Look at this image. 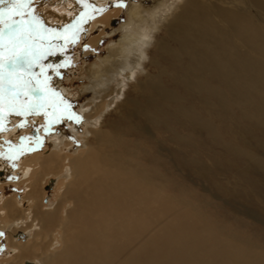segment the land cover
Wrapping results in <instances>:
<instances>
[{
  "label": "bare ground",
  "instance_id": "6f19581e",
  "mask_svg": "<svg viewBox=\"0 0 264 264\" xmlns=\"http://www.w3.org/2000/svg\"><path fill=\"white\" fill-rule=\"evenodd\" d=\"M144 1L129 4L128 24L108 58L91 73L92 99L81 110L87 118L98 115L108 96L116 100L129 84L135 97L124 93L119 101L123 111L117 116L125 124L115 118L100 127L92 124L93 139L68 156V162L57 153L58 145L43 156L25 159L23 180L31 179L24 200L30 204L34 200V209L28 212L29 207L20 206L11 195L0 205V231L9 229L19 237L11 239L13 262L1 264H17L23 257L28 258L24 264H264V242L254 233H240L236 226L240 218L228 212L220 218L209 216V200L196 202L193 192L175 182L173 170L164 169L169 161L177 168L181 163L193 167L200 179L210 178L213 191L233 200L234 188L221 176L235 170L264 201V0H170L176 3L173 11L169 6L171 12L159 23L166 26V38L145 31L152 9L144 7ZM154 1L152 6L168 3ZM31 7L40 9L41 20L59 17L61 27L64 13L71 20L83 4L62 0L55 10L50 0H32ZM111 18L110 14L98 22L110 23ZM23 116L11 113L2 122L0 152ZM215 119L223 122L226 135ZM152 126L166 137L154 135ZM182 148L188 149L187 156L177 155ZM200 148L212 165L198 156ZM60 169L68 172L67 182L47 175ZM62 180V197L73 201L65 220L61 199L53 207L40 202L42 192L47 190L44 196L50 198ZM28 216L33 220L28 222ZM58 225L63 229L58 230L61 245L49 251L50 242L43 239L52 240Z\"/></svg>",
  "mask_w": 264,
  "mask_h": 264
},
{
  "label": "rangeland",
  "instance_id": "374dc122",
  "mask_svg": "<svg viewBox=\"0 0 264 264\" xmlns=\"http://www.w3.org/2000/svg\"><path fill=\"white\" fill-rule=\"evenodd\" d=\"M50 1L53 2L55 10L56 8L57 9L59 8L60 3L62 2V0H58V1L50 0ZM63 1H65V3H68L70 0H63ZM102 1L103 0H97L98 4H96V2L95 3L91 2L89 4V5L92 4L91 6H94L96 4L97 9H104V11L102 12H92L91 9H85L83 7L78 10V13L75 16H73L71 20L70 19L67 20V18H65L67 14L64 13L66 16L64 17L65 19L63 18L64 20L63 22L65 23L63 24L60 23L61 27L58 26L57 25L58 23L56 22L59 17L55 18L54 14H53L54 17H50L51 20L48 17L42 20L43 23L48 24L47 28L55 29L57 32L59 31L60 33H63L64 29L68 25L74 23L77 17H79L82 12H87L89 15H92L94 17L93 19L88 20L86 23L81 24L80 27L82 30L79 32L77 42L75 44L68 43L67 45H65L63 39H59V40L53 39L52 42L64 47V51L63 52L58 51L55 55L47 56L42 61L44 65L50 64L53 66L65 64L66 61L68 62L66 67L59 69L60 75H57L53 69L51 68L48 69L46 73L47 76L50 77V80L48 82V88L58 93L59 96L63 98V101L67 105H71L69 111L71 113H74L76 116L80 117V121L79 123H77L75 120H69L66 118L65 115L59 120V122L51 123L49 125V118L46 117L43 114V112H40L39 114H29L20 117V119L17 122H15L16 125L12 128L13 131L11 132V136L7 138L8 143L11 145L6 143L5 146L6 150L4 149L2 152H0V154H3L0 155V205L3 204L5 200L11 195V197H14L17 200V202L20 203V206H24L27 208L29 207L30 209L28 208L29 210L28 212L32 213L33 212L32 209H34L33 208L34 200H32V204H30L28 200L26 199L24 200V195H26V192L28 191L30 179H31V178L29 179L26 178V180H23L24 179L23 174L25 173L24 169L26 168L24 166L25 159L30 156H36L37 154L43 156L48 152V150L50 151L54 150V148L58 145L57 148L59 151L57 153L58 154L61 153L62 155L66 156V162H68L67 160L69 159V157L74 156L73 154H76L79 149H81L82 147L84 148L86 146V144L88 143V139L89 140L93 139L91 132H89L90 127L93 126L100 127V125L103 124V121L108 122L111 118L112 119L115 118L117 120L119 119V117L117 116L118 114H120V110H122L119 101H122V99L124 98V93L127 94L129 92L130 94L129 97L132 98L135 97V91L133 90L132 85L128 84L127 88L125 89L124 87L122 88L123 93L122 94L120 93L116 100L112 101L111 98L113 95L108 96L109 99L107 98L105 100L106 102L104 103L105 105L104 109H102V111L98 115L89 114L90 118L85 117L83 114L81 115L82 108H84L87 105V103L92 99V95L90 92L92 90V87H94L95 85L92 82V79H94V74L92 77L91 73H93V71L94 72L98 71L97 66H101L103 64V61L106 58H108L107 56L110 47L114 44L117 45L119 43V39L122 34L121 32L122 27L125 24L127 25L129 20L128 6L130 3L132 4L136 3V0H125V3L127 5L126 7H117L116 5L119 2V0H105V2ZM144 3H145L143 5L144 7H148L152 9V11L147 12L148 14L147 17H149V22L144 25L145 31H152V33L156 32L155 34H157L158 38L161 37L166 38L167 35V30L165 28L166 26H164V24L160 26L161 24L160 21L163 18V14L167 12L170 13L172 9L171 6L176 3L171 4L170 0H168L169 4L166 3L167 4L166 5L163 2L164 4L162 6L159 4L161 7L159 5H155L156 7L152 6L153 4L151 3L154 4L156 3L154 0H145ZM158 6L161 9L160 8L158 9ZM169 6L171 9H169ZM163 8H166L167 10L165 9L166 11H164ZM155 9H157V11ZM162 9L164 12L162 11ZM34 11L35 14L37 15L40 9L36 7L34 8ZM110 14L112 17L111 18L112 21L110 20V23L98 22L99 19H102L107 16L109 17ZM50 15H52V13ZM18 18L19 17H16V19ZM155 23L157 24V26L155 25ZM0 27H2V25H0ZM65 35L71 37L70 32L65 33ZM94 38L98 40L96 44L92 42ZM154 46H152L151 47L152 49H150L151 56L156 55L155 52L156 50L154 49ZM146 64L147 67L150 68L149 70L154 73L155 71L151 63L147 61ZM37 68H33L32 71L34 70L35 72L38 71ZM38 72H40V69ZM42 79L43 77L41 78V80ZM41 87L43 88V85H41ZM22 99L34 100L35 97L34 96L27 98L22 97ZM42 100H44L45 103L50 105L53 103L56 104L60 103L59 100H57L54 97H51L50 93L47 92V89H45V96L42 97ZM108 100H111V102L110 101L108 102ZM60 106L61 108H63V105ZM196 107L200 109V113L205 115V112H203V110L200 107L198 106ZM47 111L51 113L53 111V108L50 106L47 108ZM101 113H104L105 115L103 114V116H101L102 115ZM92 117L95 118L93 119ZM215 120L219 130L224 135H226L224 132L223 122L222 121L220 122L217 119ZM119 121L122 124H125V122L122 121L121 119H119ZM21 124H23V127H20ZM92 124L94 125L92 126ZM4 126L5 123L3 124V128ZM45 128H47V131L45 130ZM176 128L180 131H183L181 130L180 125H176ZM34 129L37 132L36 136L33 135ZM152 131L154 135L162 139L166 137V133L161 130H157L155 126H152ZM122 132H125V130L122 129ZM88 136L89 138H87ZM17 139L18 141H16ZM67 141L68 142L70 141L69 145L66 144L68 143ZM63 143L65 144V147H63L64 149L59 148V145L60 147L64 145ZM21 146H22V154H19L18 158L14 160L6 158V156L8 155L17 154V150H20ZM204 150L202 149L201 151L200 148V152H199L200 154H198V156L203 158L208 165H212L211 160L208 157V153ZM155 151H157L156 146H155ZM188 152H189L188 149L182 148L177 151V155L184 153L187 156ZM191 153L192 155H196L193 152ZM216 157H218L220 161H222V158L219 155ZM35 167L38 166L35 165ZM61 169L56 172L47 173V175L49 177L50 176H59V178L62 177L67 182V179L69 178L68 177L69 175L67 174L68 172L66 170H64L65 171L64 172ZM164 169L165 171L173 170L171 171V173L174 172L175 182L178 180L181 185H183L186 189L193 192V196L195 197L196 202H201L203 199L209 200V203L206 206V209L210 212L209 216L217 215V217L220 218L223 215V213L228 212L229 216L234 215V218L238 217L241 219V221H238L236 225L241 230L239 231L240 233H243V231L247 232V234L254 233L256 234V237L259 239L260 242H264V201H262L263 200L262 198L257 197L258 195L252 192L251 190L252 187L248 185L246 181L240 177L238 171L234 170L228 175L221 176L222 180L225 182L224 183L225 185H229L230 187L234 188V193L236 195L233 200L231 198L225 197L213 191L212 190L213 182L209 181L210 178L200 179L198 173L194 171L193 167H185L184 163H181V167L177 168L174 165V163L169 161V163L165 165ZM180 171L184 172V174H182ZM48 176H45V178L42 181V186L44 185V187H46V185L49 183V180H47ZM255 177H257V179L259 180L260 177H262L261 173L256 174ZM63 182H64L63 180L62 182L60 181L61 184L59 185L58 191H57V187L53 189L50 198L48 196L47 197L44 196L46 195L45 193L47 192V190L45 189L46 192L45 191L42 192L43 195L41 196L40 202L46 205L47 207H53L55 204L57 206V203L60 204V202L62 201L64 203L62 206H64L63 209L65 211L63 210L61 212L64 215L63 218L65 220V216L67 215V210L70 209L71 205L73 204V201L69 199H65L66 197L65 198L62 197L61 194L63 193L61 192L64 191V187H65V185L62 184ZM262 191H264V186ZM60 199L61 201H59ZM226 219L234 221L232 217ZM32 220L33 218L28 216V222ZM54 229L52 233V236L55 237V238L52 237V240L54 239L53 242L48 237L46 239L43 237L44 238L43 240L50 242L47 245L49 251L58 249L61 245L60 238L62 234L61 231H63V229H61V225H58ZM231 229L234 230V227H231ZM19 230H23V229L19 228L18 231ZM58 230L61 231L59 232ZM11 231L12 230L9 229L3 231L4 235L0 237V264L5 261H8L9 259H11V262H13V259L9 256L10 254L14 253L13 248H15V246L14 245L12 246L11 244V239H13L14 241H18L19 237H17V235H15V237L12 236L13 231L12 233ZM255 242H257V240H255ZM10 250L12 251L10 252ZM24 259H28V258L25 257L21 258V260H18L17 264H24L23 261ZM36 259L38 260V258ZM38 261H40V258Z\"/></svg>",
  "mask_w": 264,
  "mask_h": 264
},
{
  "label": "snow or ice",
  "instance_id": "6c2138e0",
  "mask_svg": "<svg viewBox=\"0 0 264 264\" xmlns=\"http://www.w3.org/2000/svg\"><path fill=\"white\" fill-rule=\"evenodd\" d=\"M78 2L82 3L85 9H91L92 12L104 11V9L93 8L86 0H78ZM31 4L32 0H0V5L4 6L0 8V25H2L0 27V130H3L2 122L11 113L29 115L43 112L49 118V125L59 122L65 115L69 120H75L77 123L80 121V117L69 111L71 105H67L58 93L48 88L50 80L46 74L48 69L51 68L57 75H60L59 69L66 67L68 62L53 66L44 65L42 61L47 56L64 51V47L52 42L53 39H63L65 45L75 44L82 30L81 24L94 17L87 12H82L74 23L68 25L64 32L60 33L55 29L45 27ZM116 6L126 7L127 5L125 0H119ZM69 32L71 37L65 35ZM36 67H39V73L32 71ZM41 77H43L42 80ZM45 89L60 103L51 105L45 103L42 100L45 96ZM33 96L34 100L22 99V97ZM60 105H63V108ZM50 106L53 108L51 113L47 111ZM20 127H23V124ZM45 130L47 131V128ZM19 154H22V146L20 150H17V154L8 155L6 158L14 160ZM3 235L0 233V236Z\"/></svg>",
  "mask_w": 264,
  "mask_h": 264
},
{
  "label": "water",
  "instance_id": "95a60500",
  "mask_svg": "<svg viewBox=\"0 0 264 264\" xmlns=\"http://www.w3.org/2000/svg\"><path fill=\"white\" fill-rule=\"evenodd\" d=\"M33 134H34V136H36V135H37V132H36V130H35V129L33 130ZM0 233H2V231H0ZM27 264H31V263H27Z\"/></svg>",
  "mask_w": 264,
  "mask_h": 264
}]
</instances>
